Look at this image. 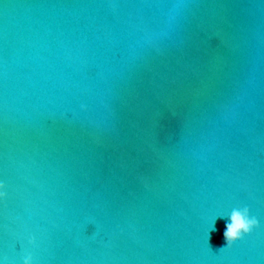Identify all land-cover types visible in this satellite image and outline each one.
<instances>
[{"label":"water","instance_id":"1","mask_svg":"<svg viewBox=\"0 0 264 264\" xmlns=\"http://www.w3.org/2000/svg\"><path fill=\"white\" fill-rule=\"evenodd\" d=\"M0 183V264H264V0H0Z\"/></svg>","mask_w":264,"mask_h":264},{"label":"clouds","instance_id":"2","mask_svg":"<svg viewBox=\"0 0 264 264\" xmlns=\"http://www.w3.org/2000/svg\"><path fill=\"white\" fill-rule=\"evenodd\" d=\"M6 197L5 185L0 183V199ZM229 222L226 224L224 232L225 247H231L234 243L239 241L243 236L250 234V232L258 227V221L254 217H250V210L247 207L232 209ZM215 230V224L212 231ZM34 243V241H32ZM224 247V248H225ZM23 264H32V257L26 256Z\"/></svg>","mask_w":264,"mask_h":264}]
</instances>
